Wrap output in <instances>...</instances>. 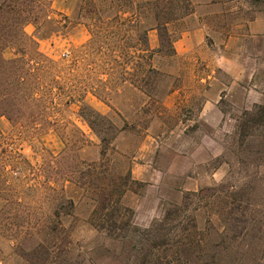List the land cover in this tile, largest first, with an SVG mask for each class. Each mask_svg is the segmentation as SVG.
I'll list each match as a JSON object with an SVG mask.
<instances>
[{"label": "rangeland", "instance_id": "rangeland-1", "mask_svg": "<svg viewBox=\"0 0 264 264\" xmlns=\"http://www.w3.org/2000/svg\"><path fill=\"white\" fill-rule=\"evenodd\" d=\"M24 16L23 37L16 26L0 45V264H139L135 240L89 224L79 183L101 147L107 174L129 170L119 204L134 228L169 211V237L195 227L187 264H261L264 125L242 121L264 109V5L39 0ZM197 22L201 59L173 54L166 39Z\"/></svg>", "mask_w": 264, "mask_h": 264}, {"label": "trees", "instance_id": "trees-1", "mask_svg": "<svg viewBox=\"0 0 264 264\" xmlns=\"http://www.w3.org/2000/svg\"><path fill=\"white\" fill-rule=\"evenodd\" d=\"M250 1L261 2L264 5V0ZM37 3L39 0H0V45L3 43L5 45V42L15 36L13 31L16 26L20 27L19 37H23L22 27L27 23L24 14L31 12L32 7L35 8ZM6 13H13L15 17L12 21L13 25L6 23L4 19ZM154 21L157 31L161 30L165 36V26L168 22L160 23L156 16H154ZM166 42L171 48L173 40L166 39ZM2 49L3 47L0 48V53ZM148 53L150 58L153 52L148 50ZM0 63H5L1 56ZM148 73L150 76L157 75V72L151 68L148 69ZM261 109L263 111L258 114H255L256 111L244 113L243 130L249 126L262 127L264 125V109ZM241 133L243 134V132ZM246 135L245 133L243 136ZM106 148L101 147L97 162L83 164V173L81 174L84 181H80L79 185L89 191L92 195L91 201L94 203L89 224L110 238H116L123 242L129 240V242L127 241L129 244L130 240H135L132 244H137L138 254L141 255H139V264H187L195 247H199L198 242L191 239L195 229L193 223L189 219L187 223L185 222L177 229L178 232L169 237L162 224L169 214V211H165L163 220L152 223L149 228L143 230L134 228L131 225V212L119 204L128 184L132 183L129 170L126 169L124 173L114 177L107 174ZM111 154H114L113 149ZM261 264H264V255Z\"/></svg>", "mask_w": 264, "mask_h": 264}, {"label": "crops", "instance_id": "crops-1", "mask_svg": "<svg viewBox=\"0 0 264 264\" xmlns=\"http://www.w3.org/2000/svg\"><path fill=\"white\" fill-rule=\"evenodd\" d=\"M209 3V1L207 2ZM206 7L212 8V4H207ZM197 9V6H195V10ZM194 18H197L196 13H192ZM190 18V15L186 17V19ZM259 23L260 20H255L253 23ZM204 40H205V29L204 26L199 24L197 22L190 28H187L184 30L180 36L172 42V50L173 54L175 55H188L194 52H197V55H199L198 58H200V53L205 52V45H204ZM229 40V36H227V41ZM148 44L150 48H154L151 46L150 41L148 40ZM201 59V58H200ZM175 100V97L173 94L166 95L162 98L161 100V105L164 108H168L173 104Z\"/></svg>", "mask_w": 264, "mask_h": 264}]
</instances>
